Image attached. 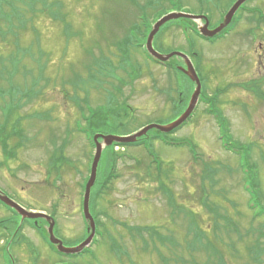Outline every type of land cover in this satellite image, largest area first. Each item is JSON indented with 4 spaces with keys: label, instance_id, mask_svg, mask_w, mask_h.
Returning a JSON list of instances; mask_svg holds the SVG:
<instances>
[{
    "label": "rangeland",
    "instance_id": "obj_1",
    "mask_svg": "<svg viewBox=\"0 0 264 264\" xmlns=\"http://www.w3.org/2000/svg\"><path fill=\"white\" fill-rule=\"evenodd\" d=\"M149 1L60 0L63 7H55L64 15L58 18L44 11L43 4L38 5L37 12L26 13L29 21L19 40L23 47L33 45V51L26 54L23 63L34 70L40 49L46 53L42 62H47L36 88L38 92L42 89L41 94L36 92L31 100L21 97V92L18 95L23 104L21 115L48 112L49 120L30 118L23 122L26 136L31 140L17 151L15 157H7L0 147V187L23 207L52 215L58 221L54 233L66 247L80 244L87 236L80 210L83 208L82 184L89 174L88 164L95 150L85 133L76 130V127L81 128V123L76 120L81 117L78 106L70 97L73 94L82 98L90 91L92 107L105 103L107 90L116 87L118 77L126 74L118 71V77L103 78L105 82L101 86L99 82L88 80L93 79L90 65L97 55H101L113 59L118 66L115 55L119 52L114 41L125 36L126 28L136 21L140 12L138 4ZM151 1L155 3L148 10L150 17L186 11L201 15L202 21L208 22L207 16L200 14L204 9L195 0ZM208 1L210 6L218 3ZM18 4L23 9L26 6L23 2ZM222 5L227 10L229 3L225 0ZM247 6L260 7L264 11V0H250ZM64 16L68 21L66 26L61 21ZM261 16L238 13L235 16L238 17L237 25L227 35L212 42L195 33L193 27L185 33L184 27L179 26L185 24L183 19L173 21L162 27L153 43L164 55L170 52H183L190 57L192 52L199 54L193 56L192 61L202 80L203 92L220 96L216 110L229 126V131L223 135L226 134V140L242 150L232 152L224 148L217 119L205 112L207 105L203 102L198 104L194 117L177 132L162 137H155L157 130L147 132V139L143 141L145 147L127 146L125 150L115 148L118 151L115 152L113 145L106 146L92 188L91 211L105 223L102 229H106L105 237H100L92 247L94 254L62 256L50 245L44 230L36 235L34 230L24 228L22 234L31 243L27 242L30 247L27 244L17 246L16 264H189L184 258H190L187 254L192 251L189 243L193 235L191 218H198L200 227L207 231L214 222L206 204L218 207L220 214L236 218L241 232L239 238L238 233L229 235L221 227L219 235L222 241L225 240L220 245L224 261L227 264H264V255L259 263L251 252L259 234L264 235V215L253 219L260 207H249V194L243 182L251 174L247 175L242 167L247 152H250L249 164L255 169L264 199V20H259ZM15 23L19 24L18 21ZM218 26L209 27L208 22L211 30ZM6 39L9 41L0 37V87H6L5 79L13 75L6 70L7 56L11 52L17 53L13 49L14 38L8 36ZM143 53L139 49L131 50L139 75L122 87L124 96L119 95L120 100L122 96L127 98V104L123 106L127 113L109 116L108 123L93 126L92 132L128 136L151 124L167 125L176 118L172 109L180 94L184 104L192 96L194 87L187 76L156 64ZM171 62L179 64L180 60L173 58ZM17 75L18 81L23 83L22 75ZM70 80L79 81V85L74 87ZM180 103L176 106L182 109ZM87 111L82 114L85 121L90 115ZM65 136L68 140L65 154L73 164L65 165L57 172L51 167L50 158ZM113 155L119 157L114 164L117 178L113 179L107 194L95 201L96 185L111 171ZM10 214L7 208L0 206L1 219ZM145 228H149L148 231ZM150 228L166 236V243L162 244L154 235L151 237ZM152 238L157 239H153L156 244ZM261 242L264 245V236ZM115 243L122 250L116 252ZM233 243L236 247L231 246ZM155 246L166 259L158 258ZM197 259L202 261L204 257ZM2 263L11 264V261L1 253Z\"/></svg>",
    "mask_w": 264,
    "mask_h": 264
},
{
    "label": "trees",
    "instance_id": "obj_2",
    "mask_svg": "<svg viewBox=\"0 0 264 264\" xmlns=\"http://www.w3.org/2000/svg\"><path fill=\"white\" fill-rule=\"evenodd\" d=\"M19 2H23L26 4L23 9ZM151 2V3H150ZM153 1H149L145 4H138L140 9L145 10L147 7H151L153 5ZM44 6V11H48L50 16H54L56 18L59 15H64L62 10H59L55 7L56 5H60L63 7V3L60 0H0V37L6 41V37L10 36L14 38L13 40V49L17 51L15 54L11 52L7 59L9 60V65H6L7 72H12L13 75H8L6 87H0V147L3 152L7 155V157H15L18 150L24 148L29 142L30 137L26 136V132L24 127L22 126L23 122L26 119L36 118V119H48V112H34L33 114L21 115L22 111L20 110L23 107V104L20 102L21 100L18 98L19 93L21 92V97L25 99L31 100L34 98L36 92L41 94L42 89L36 91V88L41 80V76H39L42 71L44 64L47 62H42L43 56L46 54L44 51L40 49V53L38 57H36L37 67L34 70L29 69L24 63L23 58L29 52L33 51V45L30 47H23L21 41L19 40L20 34L27 27V18L26 13L33 14L38 11V5ZM24 11V12H23ZM159 17V16H158ZM148 15H146L145 20H141L136 17V21L132 22L128 28H126V35L122 38H119L116 42V46L119 53L115 55V58H118V66L115 65V61L113 59L104 58L101 55H97L94 61L90 65V76L93 78H89V81H96L103 86L105 80L103 78L116 76L118 71H123L126 75L125 77H118V85L113 87V89L107 90L106 93V101L102 104V106H98L96 108L90 106L89 95L90 91L85 94V97L78 98L77 95H71L72 102L78 106L80 114L88 113L87 110L90 111L89 119L86 121L87 131L89 134H93L92 127L103 125L110 121L109 116L111 118L116 117L115 114H119L121 112L127 113L124 110L123 106L127 104V98L123 99V91L122 87L126 85L127 82L134 81L138 78L139 68L137 64H135L131 58V50L132 49H140L143 46V43L150 31L151 23L147 20ZM261 20V19H259ZM18 21L19 24L15 22ZM64 23V26L68 23L66 17L64 16L61 20ZM66 40L68 39L67 36ZM36 43L39 44V41L36 40ZM13 51V50H12ZM28 73L30 75H28ZM180 73V72H179ZM21 74L23 78V83L19 82L16 75ZM17 75V76H18ZM28 79H32L31 82L27 81ZM26 80V81H25ZM34 80V81H33ZM19 82V83H18ZM30 83V85H29ZM70 83L75 87L79 85V81L70 80ZM22 84V85H20ZM24 85V86H23ZM83 86V84H81ZM103 88V87H102ZM256 88V87H255ZM257 89L261 90L260 87ZM123 95L121 100L119 99V95ZM264 95V91H263ZM206 96V95H205ZM211 101L212 104H216L218 96L214 94L212 97H206ZM78 99V100H77ZM123 99V100H122ZM182 101V100H181ZM181 101H178L180 103ZM87 106V107H86ZM116 106L117 108H114ZM179 107H183L182 109L178 108L174 103V109H172L175 117H177L184 109V101H182ZM178 108V109H177ZM118 110V111H117ZM122 115L120 116V118ZM119 119V118H118ZM218 119L222 122L221 130L225 133L229 131L228 123L225 121L223 115L219 113ZM177 131V130H175ZM173 131V132H175ZM161 133L158 131V134L155 137H160ZM226 136V134H225ZM146 137H144L145 139ZM139 141H142L139 140ZM118 145V144H114ZM136 145V144H132ZM68 146L67 136L61 139V143H59L58 147L55 148L51 154L50 164L51 167L55 168L57 172H60L61 168L65 165L72 166V160L65 154L66 148ZM248 157V158H247ZM245 159V163L242 165L243 171L248 175L251 174L250 178L245 182V189L249 192V207L250 209L257 208L259 205L260 211L253 218L259 219L264 215V199L262 198L260 185L258 182L257 174L255 173V169H252L249 164V154H247ZM112 164L111 171L106 174L96 185L97 191H95V201L98 200L103 195L107 194V191L110 189L108 185H110L117 177L115 174L114 164L117 160L116 156H111ZM234 201V200H233ZM206 204V201H204ZM204 204V205H205ZM233 206H235L233 204ZM206 208L209 212L214 216V222L210 230H204L199 225L198 218H191L192 220V234L190 240V248L192 251L189 252L190 258L188 256L184 258L185 263L189 264H227L224 257V253L220 248L222 244V238L219 235V231L221 227L227 232V234H231V232H236L239 234V238L241 232L238 229V224L236 223V218H231L226 214H220L218 207H213L212 205L206 204ZM98 229L101 228V233L105 234L106 229H102L105 226L104 222H101L100 219H97ZM222 225V226H221ZM146 231L149 228H145ZM150 236L153 235L157 237L158 241L162 244H165L168 238L162 235L157 229L150 228L149 230ZM263 233L259 234V238L257 239L256 247L251 251L254 253V256L257 258V262L262 260V256L264 255V245L261 242V238L263 237ZM150 237V239H151ZM221 238V240H219ZM156 238H152L154 244H156ZM147 240V239H146ZM224 243V242H223ZM232 247H236L233 243ZM116 252L117 249L120 248L119 244L115 243ZM154 250L157 253L158 258L161 260L166 259L163 256L162 251L158 247H154ZM231 250H233L231 248ZM204 253V255L202 254ZM199 256H203L204 259L198 260ZM260 263V262H259Z\"/></svg>",
    "mask_w": 264,
    "mask_h": 264
},
{
    "label": "water",
    "instance_id": "obj_3",
    "mask_svg": "<svg viewBox=\"0 0 264 264\" xmlns=\"http://www.w3.org/2000/svg\"><path fill=\"white\" fill-rule=\"evenodd\" d=\"M246 1L247 0H237L235 2V4L231 7V9L228 11V13L226 14L223 23L220 24L215 29H213V30L209 29L208 22H206L204 25L200 26L199 31L201 32V34H203L204 36H207V37H214L215 35L220 33L224 28H226L231 23L233 16H234V13ZM179 18L201 20L203 18V16H196V15H191V14L183 13V12H172V13H169V14L163 16L160 20H158L154 24L153 29L148 36L146 48H147L148 52L154 58H156L162 62L170 61V59H172L175 56H178V57L185 60L187 66L186 67L181 66L179 68L185 74H187L189 77H191V79L196 83V88H195V91L192 95L189 106L186 109V111L178 119H176L175 121H173L167 125L151 124V125H148V126L144 127L143 129L139 130L138 132H136L132 135H129V136L97 134L94 137V140L96 142V151H95L93 164H92V168H91V175H90L89 181L87 183L86 192H85V196H84V214H85L86 219L89 221L88 231L90 232L87 240H85L83 243H81L77 246L66 247L63 244V241L60 240L59 238H57L54 234L55 222L51 216L47 215L46 213L34 212V211L27 210L26 208H24L23 206H21L20 204L15 202L14 200L10 199L8 196L3 195L0 191V199L4 203L9 205L10 207L14 208L24 218H33V219L45 218L49 221L48 233H49L50 241H51V243H53L57 246L58 250L61 253L70 254V255L71 254H79L84 250L85 247L89 246L92 239L94 238V235L96 233V224H95V220H94V218L90 212V206H89L90 192H91V188L94 186V184L96 182L98 165H99L101 155H102V151H103L104 147L107 145H112L113 143L135 142L138 138L146 135L147 132H149L152 129H157L161 132L169 133V132L173 131L174 129L178 128L179 126H181L190 117V115L194 111V109L198 103L199 96L201 94L202 84H201L200 78H199L189 56L183 52H171L169 54L164 55V54H161L160 52H158L154 48V45H153L154 37L159 32L160 28L164 24H166L167 22H169L171 20L179 19ZM99 138H103V141L100 142Z\"/></svg>",
    "mask_w": 264,
    "mask_h": 264
},
{
    "label": "flooded vegetation",
    "instance_id": "obj_4",
    "mask_svg": "<svg viewBox=\"0 0 264 264\" xmlns=\"http://www.w3.org/2000/svg\"><path fill=\"white\" fill-rule=\"evenodd\" d=\"M195 1L199 6H201L202 9L207 11V12H204V10H203L202 13H200V14L206 15L208 22H209V27L214 28L215 26L219 25L223 21L225 14L228 12L230 7L234 4V2L236 0H227V2L229 3L227 10H225V7L222 5V3L225 0H216V1H218L219 5L217 3L215 6H210L209 5L210 3H208L209 2L208 0H195ZM245 4H243L238 9V11H237L238 13H240V12H243V13H245V12H247V13H252V12L264 13V11L260 7H248V6H245ZM209 12H211V14H209ZM238 13H236V14H238ZM215 15H219V16L221 15V17L219 19H216V18H214ZM234 18H235V16H234ZM234 18H233V21H234ZM233 21H232V23H233ZM185 23H186L184 25L185 29H189L191 27H193V29H194L195 26H196V28H198V26H199V23H196L193 20H187ZM200 23L205 24V20L201 21ZM231 24H230V26H231ZM207 40L212 42L215 39L212 38V39H207ZM260 45H261V43H260ZM259 58L262 59V53L259 54ZM179 65L186 66V63L183 60H181L180 64H178L177 67ZM194 86H195V83H194ZM201 98H200V102H201ZM0 189L3 192L7 191L1 187H0ZM0 206L7 208L8 211L10 213H12L9 215V217L5 216L4 217L5 219H1V217H0V245L3 246L5 244H8V246H9L8 248L7 247L2 248L0 246V254L2 253L4 255V258L7 261L10 260L11 264H16L17 258H16L15 251L17 249V246L20 244H27L30 247V245L28 243H31V241L28 238H26L25 235L22 234V230L24 228H30L36 232V235H38L39 233H42L43 230L48 232L49 224L45 218H38V219L23 218L15 210L6 206L1 201H0ZM17 218H19L18 221H17ZM44 222L46 224H44ZM57 225H58V221L56 222V226ZM87 229L88 228L86 227V232H87ZM87 235H88V232H87ZM2 236L4 237V239L3 238L1 239ZM8 236H11L10 237L11 242H9L10 240L7 242ZM15 237H16V240H15ZM1 241H3L2 242L3 244H1ZM18 242H20V243L18 244ZM17 252H18V250H17Z\"/></svg>",
    "mask_w": 264,
    "mask_h": 264
}]
</instances>
